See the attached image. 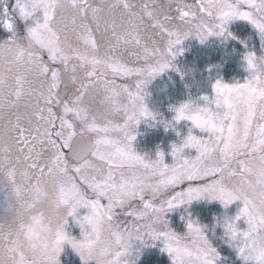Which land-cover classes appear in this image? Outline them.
Segmentation results:
<instances>
[{
	"label": "snow or ice",
	"instance_id": "1",
	"mask_svg": "<svg viewBox=\"0 0 264 264\" xmlns=\"http://www.w3.org/2000/svg\"><path fill=\"white\" fill-rule=\"evenodd\" d=\"M0 119V264H264V0H0Z\"/></svg>",
	"mask_w": 264,
	"mask_h": 264
},
{
	"label": "flooded vegetation",
	"instance_id": "2",
	"mask_svg": "<svg viewBox=\"0 0 264 264\" xmlns=\"http://www.w3.org/2000/svg\"><path fill=\"white\" fill-rule=\"evenodd\" d=\"M93 2H96V0H93ZM135 2V0H133ZM158 2L166 3L167 0H158ZM184 3H192L193 0H183ZM45 59H47V56L45 55ZM120 81H118L119 83ZM13 123H15V117H11ZM5 121L3 119H0V140H2L6 134V128H5ZM21 125L25 127L26 129L29 128V124L27 121H21ZM36 121H33L32 130H35ZM144 129L141 128V132L143 133ZM9 135L15 136L16 133H8ZM27 135V132L25 133ZM164 140V131L163 129H156V130H150L147 136L142 135L139 137V143L142 148H148L151 149L153 144L160 143ZM102 203H106V201L102 200ZM3 208V198L2 193H0V210ZM122 220V217L120 218ZM129 222L131 221V217L128 218ZM69 232H71L73 235H76L79 237V227L76 225H72L68 229Z\"/></svg>",
	"mask_w": 264,
	"mask_h": 264
},
{
	"label": "rangeland",
	"instance_id": "3",
	"mask_svg": "<svg viewBox=\"0 0 264 264\" xmlns=\"http://www.w3.org/2000/svg\"><path fill=\"white\" fill-rule=\"evenodd\" d=\"M236 23L240 26L241 29L245 28V26H246V22H244V21H237ZM247 29H248V31H247L246 34H249V35H250V34H251V26H250V25H247ZM233 30L236 31L237 29L234 28ZM256 46L259 47V41H258V39H257V41H256ZM169 118H170V117H169ZM183 130H184V131L187 130V124H186V123L184 124V128H183ZM194 134L199 135V132L197 131V132L194 133ZM165 139H167L168 142H171V141L174 139V134H169V133H165V132H164V140H165ZM189 154L194 156V155H195V151H194V150H191ZM166 162L171 163V158H170V157L167 158V159H166ZM214 211H215V210H214ZM233 211H235V209H233ZM124 219H125V218L122 216V220H124ZM169 219L172 220V226H173L174 228H176L177 231L181 232V234H183V229L179 227V225H180V223H181V222H180V219H179V215H178L177 213H170V214H169ZM205 222H206V221H205ZM159 255H161L162 258H163V259H162V264H168V260H167L166 254H159Z\"/></svg>",
	"mask_w": 264,
	"mask_h": 264
},
{
	"label": "trees",
	"instance_id": "4",
	"mask_svg": "<svg viewBox=\"0 0 264 264\" xmlns=\"http://www.w3.org/2000/svg\"><path fill=\"white\" fill-rule=\"evenodd\" d=\"M191 57H189L190 59ZM237 64L236 62H232L229 67H228V73H227V78L231 79L232 77L240 78L241 72L237 70ZM214 211V210H213Z\"/></svg>",
	"mask_w": 264,
	"mask_h": 264
}]
</instances>
